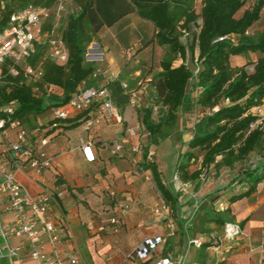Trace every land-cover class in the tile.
<instances>
[{"label": "crops", "instance_id": "0c3cea01", "mask_svg": "<svg viewBox=\"0 0 264 264\" xmlns=\"http://www.w3.org/2000/svg\"><path fill=\"white\" fill-rule=\"evenodd\" d=\"M154 33V25L135 13L97 31L90 44L99 49L102 59L96 62L95 72L86 84L98 87L118 81L121 86L126 85L122 91L124 95H116L113 99L122 122L107 117L89 130L83 125L55 129L49 143L35 149V152L44 150L52 157L50 168L41 174L31 168L14 170L18 182L30 196L36 197L43 190L54 195L60 208L53 205L49 217L56 225L68 226L72 232V237L61 234L56 243H50L44 236L40 250L60 264H69L67 258L74 249L82 253L86 264H150L160 255L171 256L175 264H264V178L249 195L231 200L248 185L243 173L247 168L244 162L231 168L222 167L218 172L210 169L206 178L198 183L181 182L175 178V171L170 181L161 177L175 196L176 205L171 210L156 188L151 171L139 167L144 156L131 158V144H143L144 140L149 144L137 109L155 107L149 96V83L161 70L160 60L167 53L166 46L153 40ZM250 58L231 57V65L242 66ZM179 63L180 59H176L173 64ZM84 86L85 83L81 85ZM138 86L143 88V93L132 107L127 93ZM56 93L61 94L62 90L57 89ZM184 115L188 120L182 125L179 122L166 138L178 137L183 127L189 128L182 134L186 145L199 118H196L195 109L185 111ZM131 126L137 127L133 137L126 133V128ZM82 141L90 142L94 161L85 159ZM116 141L122 144V149L114 153L112 145ZM150 153L154 159L155 153L152 150ZM262 158L264 143L246 161L254 166ZM54 172L59 173L60 182H56ZM221 201L226 204L221 217L224 222L240 224V234L234 239H223L219 246L205 249L190 246L188 240L194 237L207 239L211 234L222 235L223 225L213 218L216 205ZM124 205L128 209L120 228L105 227ZM155 210H159L158 213ZM155 236L162 237V244L147 260H141L136 255L137 247ZM11 243L23 246L20 257L6 256L0 259V264H36L30 257L27 238H12ZM198 257L203 259L202 263Z\"/></svg>", "mask_w": 264, "mask_h": 264}, {"label": "trees", "instance_id": "16d2710c", "mask_svg": "<svg viewBox=\"0 0 264 264\" xmlns=\"http://www.w3.org/2000/svg\"><path fill=\"white\" fill-rule=\"evenodd\" d=\"M72 1L77 10L63 16L59 26L68 50L66 62L57 63L49 59L46 46L38 41L34 43L28 60L32 66L41 67L43 74L39 84L47 83L52 91L36 96L30 83L20 84L19 78L8 74V83L0 87V103L17 101L15 117L32 128L41 114L66 104L83 83L84 87H89L86 82L95 72L96 62L86 60V51L95 33L102 27L114 25L129 13H135L154 25L153 40L167 48L159 63L161 70L149 83L155 107L137 109L140 125L149 142L146 145L141 143L145 154L139 167L151 171L156 188L173 210L175 196L164 185L153 153L148 157L149 148L157 146L178 127L180 111L195 109L199 120L179 155L175 169L177 178L184 183H198L206 178L210 169L218 172L222 167L231 168L238 162H244L247 168L243 173L248 185L231 200L253 192L256 184L264 178V158L254 166L246 160L264 143V131L260 128L249 130L254 117L248 111L264 100V27L256 33H249L248 29L260 20L264 0H200L199 14L195 11L197 0ZM54 2L0 0V30L8 24L14 12L28 4L51 7ZM247 2H250L248 7L238 14ZM50 25L48 22L45 28ZM223 35L233 36V41L213 42ZM235 55H255V59L250 58L242 66H232L230 58ZM176 59H180V63L175 66ZM248 64H252L251 71L246 68ZM107 87L111 89L113 99L116 95H124L118 81L107 84ZM57 89L62 93L57 94ZM155 109L159 113L156 118ZM205 109L207 111L199 117ZM89 111L66 118H50L44 127L51 126L48 133L58 128L73 129L90 117ZM54 177L56 182H60V175ZM216 210L213 218L223 225L221 212L226 208L220 210L216 205ZM213 236L221 235L211 234L204 238L199 248L213 246Z\"/></svg>", "mask_w": 264, "mask_h": 264}, {"label": "built area", "instance_id": "2783aa9c", "mask_svg": "<svg viewBox=\"0 0 264 264\" xmlns=\"http://www.w3.org/2000/svg\"><path fill=\"white\" fill-rule=\"evenodd\" d=\"M68 13L65 1L55 0L51 7L30 3L11 15L8 24L0 30V87L8 83L7 75L10 74L19 78L20 84L30 83L31 90L36 96L52 91L51 86L47 83L39 84L43 71L39 65L32 66L28 60L33 52L34 43L38 41L46 46V54L49 59L57 63L66 62L68 50L57 24ZM1 14L0 6V19ZM48 22H51L52 25L45 28ZM228 39L233 41V36H219L213 42ZM94 46V44H90L87 47V61L97 62L102 59V53ZM125 87L126 85L122 84V88L125 89ZM142 93L141 86L127 93L130 106H136L138 97ZM17 105L15 100L0 103V239L2 240L0 242V259L6 256L19 258L23 246L13 245L11 239L25 237L30 246V257L36 264H60L59 261L46 257L39 247L44 236L50 243L59 242L61 234L72 237L68 226H58L49 217L52 206L59 207V205L55 201L54 195L48 190H43L36 197L30 196L22 188L14 172L15 169L31 168L36 174H41L44 169L50 168L52 157L48 156L44 150L35 152V149L37 146L41 147L49 143L52 132L48 133V130L51 126L44 127V122L38 117L32 128L27 127L19 118L15 117ZM88 109H90V117L82 124L85 130H89L107 117L118 123L122 122V117L114 105L112 92L107 86L80 88L66 104L52 108V118H66ZM248 113L254 117V121L249 125V130L260 128L264 131V100L252 106ZM202 115L203 113L199 117ZM126 133L130 137L135 136L137 127H127ZM121 149L122 144L119 141L113 143L114 153ZM129 151L133 159L141 158L144 154L141 143L131 144ZM82 153L87 161H94L89 141H82ZM151 154L149 152L148 157ZM57 174L59 175L54 172V175ZM58 195L61 194L58 193ZM217 207L224 210L226 204L221 201L217 203ZM127 209L128 206L124 205L115 217L107 221L105 227L115 230L120 228ZM158 211L155 210L156 213ZM240 230V225L237 222L225 221L222 235L212 237L213 246H219L223 239L236 238L240 234ZM203 241L202 236H197L189 239L188 244L199 248ZM162 242L161 236L147 238L137 247L136 255L141 260H147L151 254L158 250ZM67 259L69 264H86L78 249L72 250ZM150 264H175V262L169 255H160Z\"/></svg>", "mask_w": 264, "mask_h": 264}, {"label": "rangeland", "instance_id": "374dc122", "mask_svg": "<svg viewBox=\"0 0 264 264\" xmlns=\"http://www.w3.org/2000/svg\"><path fill=\"white\" fill-rule=\"evenodd\" d=\"M67 7H68V11L70 12L71 10L75 11L77 10V6L75 5V3L72 0H65ZM250 2H247L245 4V6H243V8L239 11L238 14H241L242 11L244 10V8L248 7ZM201 1L197 0L195 3V11L196 13H200L201 10ZM63 19H61L57 26L59 25L61 27L62 21ZM264 27V9L262 11V15L260 20L255 23L253 26H251L248 29L249 33H256L258 31H260L262 28ZM243 55H235V56H231L233 58L236 57H242ZM252 59H255V55H252L251 57ZM236 64H238V62H236ZM190 66H192L194 68V65H192V63H190ZM247 69L249 71H251L252 66H247ZM150 99L153 98L152 93L150 92L149 94ZM207 111V109L201 111V113ZM195 113H198L197 111H195ZM200 113V112H199ZM159 113L157 112V109H155L154 112V118L158 117ZM53 117V110L50 109L48 111H46L45 113L41 114L39 116V118L44 122L45 120L52 118ZM179 122L180 124H184V122H186L188 120V117L186 115H184V111H180L179 113ZM197 118V117H196ZM187 119V120H186ZM180 125V127H181ZM189 128H182L180 135L177 137V135L173 136L171 135L168 138H164L157 146H152L149 148V150H152L155 153V157L154 160H157V164H159V170L161 172V177L166 180V181H170L174 175V171L176 169V164L178 162L179 159V155L182 152V148L185 146L183 140H182V134L185 132L187 133ZM79 130V129H78ZM170 134V133H169ZM143 145H146V141H142ZM184 149V148H183ZM0 242H2V240L0 239ZM214 248H211V250H213ZM197 260L202 263V258L198 257Z\"/></svg>", "mask_w": 264, "mask_h": 264}]
</instances>
